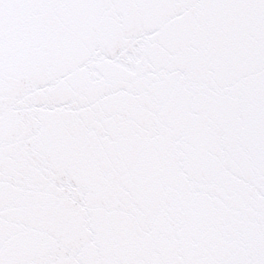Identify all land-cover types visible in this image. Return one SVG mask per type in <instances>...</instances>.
Returning <instances> with one entry per match:
<instances>
[{"label": "snow or ice", "instance_id": "obj_1", "mask_svg": "<svg viewBox=\"0 0 264 264\" xmlns=\"http://www.w3.org/2000/svg\"><path fill=\"white\" fill-rule=\"evenodd\" d=\"M0 264H264V0H0Z\"/></svg>", "mask_w": 264, "mask_h": 264}]
</instances>
